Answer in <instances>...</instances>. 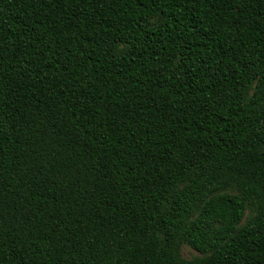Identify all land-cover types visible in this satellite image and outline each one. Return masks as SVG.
Here are the masks:
<instances>
[{
  "label": "trees",
  "instance_id": "1",
  "mask_svg": "<svg viewBox=\"0 0 264 264\" xmlns=\"http://www.w3.org/2000/svg\"><path fill=\"white\" fill-rule=\"evenodd\" d=\"M0 264H264V0H0Z\"/></svg>",
  "mask_w": 264,
  "mask_h": 264
},
{
  "label": "rangeland",
  "instance_id": "2",
  "mask_svg": "<svg viewBox=\"0 0 264 264\" xmlns=\"http://www.w3.org/2000/svg\"><path fill=\"white\" fill-rule=\"evenodd\" d=\"M158 20V18H154L152 19V24H154L156 21ZM221 195H225V196H231V197H239V193L235 190V189H229L226 190L224 192L221 193ZM252 215L251 210L249 209L248 206L245 207V211L244 214L242 216L241 222H240V226L243 225L244 223H246V221L248 220V218ZM180 256L183 259L186 260H190L192 258H196V257H201L200 254H198L197 252H195L194 250H192L190 247H188L187 245H182L180 248Z\"/></svg>",
  "mask_w": 264,
  "mask_h": 264
}]
</instances>
